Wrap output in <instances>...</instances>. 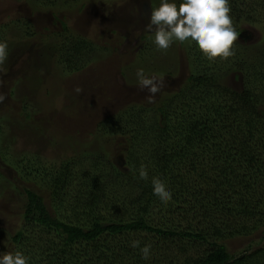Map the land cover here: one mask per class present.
I'll list each match as a JSON object with an SVG mask.
<instances>
[{
    "label": "trees",
    "instance_id": "obj_1",
    "mask_svg": "<svg viewBox=\"0 0 264 264\" xmlns=\"http://www.w3.org/2000/svg\"><path fill=\"white\" fill-rule=\"evenodd\" d=\"M256 2L230 0L229 15L238 20L264 3ZM61 25L49 56L67 71L79 70L92 42ZM200 55L188 51L195 71L155 107L128 103L96 124L97 135L123 140V167L99 154L41 166L1 153V162L38 188L23 187V222L10 236L11 251L24 252L29 264H264V243L238 252L227 247L234 238L252 241L264 228V106L256 105L262 91L222 85L219 67ZM261 58L246 65L258 82H264ZM153 177L172 192L166 205L153 195ZM145 245L147 259L140 252Z\"/></svg>",
    "mask_w": 264,
    "mask_h": 264
},
{
    "label": "rangeland",
    "instance_id": "obj_2",
    "mask_svg": "<svg viewBox=\"0 0 264 264\" xmlns=\"http://www.w3.org/2000/svg\"><path fill=\"white\" fill-rule=\"evenodd\" d=\"M158 4L159 0H77L67 4L56 0L48 6L35 0H0V36L8 43V56L0 64V94L4 96L0 102V155L33 158L37 165L45 166L63 156L80 159L99 154L123 167V140L97 135L96 124L125 104H149L147 93L137 87V69L167 82L149 104L154 107L195 71L187 55L190 49L198 50L196 47L177 42L158 50L152 43L153 35L145 24L150 8ZM260 5L238 20L232 18L239 33L234 55L210 60L209 67H219L218 79L224 86L241 91L250 85L256 94L262 91L256 105L264 106V82L253 76L254 69L250 76L246 68L259 57L264 60V3ZM62 21L70 33L92 42L91 58L79 70L67 71L54 55L49 56V42L58 39ZM238 60L241 65L237 68ZM76 86L82 91L75 92ZM26 184L38 189L0 161V252L12 250L10 236L23 222ZM41 195L49 205L48 192L41 191ZM251 236L252 241L249 237L231 239L227 247L238 252L247 245L263 244L264 228Z\"/></svg>",
    "mask_w": 264,
    "mask_h": 264
},
{
    "label": "clouds",
    "instance_id": "obj_3",
    "mask_svg": "<svg viewBox=\"0 0 264 264\" xmlns=\"http://www.w3.org/2000/svg\"><path fill=\"white\" fill-rule=\"evenodd\" d=\"M230 0H159L156 7H151L147 13L145 30L152 33V43L158 50H167L173 43L195 45L200 53L209 60L219 57L221 60L234 55V42L238 32L233 26ZM8 56V43L0 40V64ZM137 87L145 91L146 101L151 104L157 93L165 88L167 82L162 76L146 75L143 68L137 69ZM74 91L79 93L81 87ZM4 96L0 94V102ZM139 176L147 178V172L141 168ZM153 195L158 197L161 204H167L172 199L171 190L165 183L153 177L151 180ZM139 241H133L136 247ZM142 257L147 259L151 252L150 245L140 249ZM0 264H29L28 257L20 250L0 252Z\"/></svg>",
    "mask_w": 264,
    "mask_h": 264
}]
</instances>
